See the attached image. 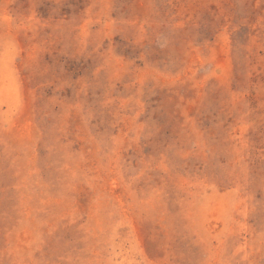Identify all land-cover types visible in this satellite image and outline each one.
I'll return each instance as SVG.
<instances>
[{"label": "rangeland", "instance_id": "rangeland-1", "mask_svg": "<svg viewBox=\"0 0 264 264\" xmlns=\"http://www.w3.org/2000/svg\"><path fill=\"white\" fill-rule=\"evenodd\" d=\"M0 264H264V0H0Z\"/></svg>", "mask_w": 264, "mask_h": 264}]
</instances>
